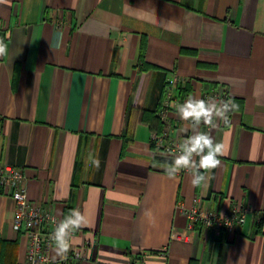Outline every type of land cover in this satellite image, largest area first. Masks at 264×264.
<instances>
[{"label":"crops","instance_id":"1","mask_svg":"<svg viewBox=\"0 0 264 264\" xmlns=\"http://www.w3.org/2000/svg\"><path fill=\"white\" fill-rule=\"evenodd\" d=\"M0 40V165L24 173L39 207L81 210L79 264H264V0H0ZM170 74L180 97L219 84L237 105L229 123L201 125L222 155L199 187L167 176L173 157L143 121L158 119ZM171 119L172 136L191 135ZM194 198L221 214L245 207L244 222L188 228L177 203ZM14 210L0 188V264L26 254Z\"/></svg>","mask_w":264,"mask_h":264},{"label":"built area","instance_id":"2","mask_svg":"<svg viewBox=\"0 0 264 264\" xmlns=\"http://www.w3.org/2000/svg\"><path fill=\"white\" fill-rule=\"evenodd\" d=\"M182 84V79L176 74H170L165 78L162 98L160 100L157 116L161 127L152 133L150 145L159 155L172 157L175 146L181 140L172 136L171 111L174 105L186 100L188 96L180 97L178 87ZM213 97L219 100H232L227 89L222 85L215 84L202 91L199 98L208 99ZM171 150V151H170ZM185 171H181V174ZM0 188L9 195L15 202V210L12 218L13 228L23 232L27 239V250L23 261L20 264H79L82 259L79 248L71 249L66 260L50 255L53 247L50 240L56 224L61 219L49 209H44L36 205L27 193L25 175L22 171L10 165H0ZM194 206L186 207L181 202L177 203L178 208L183 212L188 228H193L197 223L213 231H232L236 225L244 222L247 209L238 204H233L227 214H221L216 209L205 208L197 205L198 198L193 199ZM173 237L183 239L181 234L172 233Z\"/></svg>","mask_w":264,"mask_h":264},{"label":"clouds","instance_id":"3","mask_svg":"<svg viewBox=\"0 0 264 264\" xmlns=\"http://www.w3.org/2000/svg\"><path fill=\"white\" fill-rule=\"evenodd\" d=\"M8 52V45L0 40V56ZM237 108L232 100H217L213 97L208 99L189 95L182 103L174 105L178 117L188 125L185 131H191L181 142L176 144L172 152V161L160 165L169 178H175L182 170L191 177V184L199 187L208 177L204 174L220 166L222 146L218 143L211 132L201 131V125L214 129L217 121L229 123V113ZM171 151V150H170ZM198 158V159H197ZM91 163L99 167V159ZM148 214V213H146ZM56 226L51 234L53 259L66 260L74 239V232L81 227L87 226V221L80 209L74 208L59 222L53 221ZM239 264V261H238Z\"/></svg>","mask_w":264,"mask_h":264},{"label":"trees","instance_id":"4","mask_svg":"<svg viewBox=\"0 0 264 264\" xmlns=\"http://www.w3.org/2000/svg\"><path fill=\"white\" fill-rule=\"evenodd\" d=\"M179 87H180V86H179ZM179 87H178V89H179ZM182 91H183V90H182ZM179 93H181V92H179ZM179 95H180V94H179ZM181 95H182V93H181ZM182 96H183V95H182ZM143 115H145V113H144ZM144 117H145V118H144ZM144 117H143V121L148 120V118H149L150 120H156V123H157V129H159V128L161 127V124H160V122L158 121L155 112L152 113V114L145 115ZM127 140H129V139H127Z\"/></svg>","mask_w":264,"mask_h":264}]
</instances>
